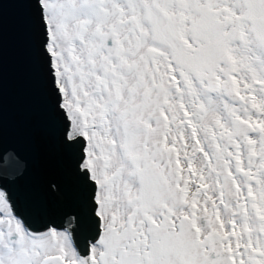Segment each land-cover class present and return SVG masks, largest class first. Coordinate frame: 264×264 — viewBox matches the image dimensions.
Masks as SVG:
<instances>
[{
	"label": "snow or ice",
	"instance_id": "6c2138e0",
	"mask_svg": "<svg viewBox=\"0 0 264 264\" xmlns=\"http://www.w3.org/2000/svg\"><path fill=\"white\" fill-rule=\"evenodd\" d=\"M7 3L71 166L5 158L0 264H264V0Z\"/></svg>",
	"mask_w": 264,
	"mask_h": 264
},
{
	"label": "water",
	"instance_id": "95a60500",
	"mask_svg": "<svg viewBox=\"0 0 264 264\" xmlns=\"http://www.w3.org/2000/svg\"><path fill=\"white\" fill-rule=\"evenodd\" d=\"M25 5L5 4L0 13L4 42L3 135L0 137V171L8 167L9 153L26 169L22 185L42 186L59 178L71 166L69 158L55 142L53 125L47 116V97L42 75L32 50L26 27ZM72 190L71 179L68 181ZM53 216L62 210L60 198L50 197Z\"/></svg>",
	"mask_w": 264,
	"mask_h": 264
}]
</instances>
